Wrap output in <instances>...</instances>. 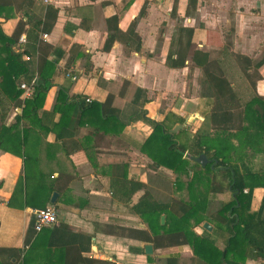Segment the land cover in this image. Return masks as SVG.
<instances>
[{"label":"crops","instance_id":"0c3cea01","mask_svg":"<svg viewBox=\"0 0 264 264\" xmlns=\"http://www.w3.org/2000/svg\"><path fill=\"white\" fill-rule=\"evenodd\" d=\"M5 2L13 15L0 18L6 37L27 18L54 21L31 54L33 78L39 68L52 84L37 111L22 117L29 98H0V264H214L208 254L197 257L187 244L166 239L152 214L141 215L146 196L156 203L188 199L186 190L173 189L171 171L140 152L152 132L142 117L183 144L214 104L233 102L235 109L217 112L235 119L236 102L264 97V0ZM27 30L26 24L13 52L26 45ZM108 98L104 112L79 113L82 100L91 106ZM232 149L252 172L264 165V153L238 150L235 141ZM209 181L203 194L211 204L229 195L224 180L223 190L212 186L214 175ZM250 194L249 211L264 214V189ZM47 207L58 226L34 233L31 213ZM216 210L211 205L200 216L212 218ZM212 222L191 230L221 252L228 234ZM247 254L242 264H264Z\"/></svg>","mask_w":264,"mask_h":264},{"label":"trees","instance_id":"16d2710c","mask_svg":"<svg viewBox=\"0 0 264 264\" xmlns=\"http://www.w3.org/2000/svg\"><path fill=\"white\" fill-rule=\"evenodd\" d=\"M5 1L0 0L2 20L13 16ZM187 1L188 4L193 2V0ZM53 21L54 19L50 22L38 19L31 21L27 18L24 24L28 25V30L25 31L26 45L19 52H13L12 47L23 33L24 25L22 28L18 27L10 37L4 36L0 30V98L16 100L21 94L18 89L19 82L29 84L34 77L31 54L35 52L36 45L39 43L38 35L48 33ZM183 36L185 48H188L190 32L185 30ZM23 55H26L29 60L23 61ZM36 75L31 96L24 102L22 117L37 111L46 92L52 86L48 76L41 74L39 68L36 69ZM217 80L214 79V81ZM217 87L218 85L214 86L216 90ZM218 91L221 93V87L220 89L218 87ZM57 100L63 102L64 98H57ZM84 101L79 102L77 106L80 114L89 112L93 108L104 112L103 107L109 103V98L104 104L91 106L87 104L89 100ZM236 103V107H240V112L235 119L226 118L225 114L217 112L220 111V106L231 109L235 106L233 102L232 104L229 102L214 104L212 113L203 119L194 135L183 144L176 143L173 135L167 132L163 124L142 117V121L151 126L152 132L141 145L140 152L146 155L156 167L171 171L175 175L172 182L173 189L186 190L188 199L187 202L172 200L170 203H156L146 196L138 203V208L144 206L146 210L141 215L152 214L157 230L165 235L166 239H174L178 244H187L193 255L197 257L201 258L208 254L212 259L210 262L215 260L214 264H242L248 257V252L255 259H264V214L261 209L257 213L249 211L251 190L264 189V165L252 172L242 164L244 156L241 152L234 154L232 149V142L235 141L238 150L247 145L251 155L264 153V97L252 96L247 101ZM55 110H57L56 107H54ZM201 156L206 161L203 166L196 162V159ZM236 162L241 165L238 166ZM210 175L224 180V189L229 193L226 198L215 204L217 210L212 218L200 216L211 207L206 194H203L210 188ZM197 186L201 189L197 190ZM244 189L248 191L243 193ZM263 207L264 197L262 209ZM178 211L181 213L176 215ZM160 215H164L162 225H159L158 221ZM146 220H148L147 216ZM211 220L228 234L225 247L221 252L213 247L209 238L198 237L191 230L192 226H197L202 221L213 223Z\"/></svg>","mask_w":264,"mask_h":264},{"label":"built area","instance_id":"2783aa9c","mask_svg":"<svg viewBox=\"0 0 264 264\" xmlns=\"http://www.w3.org/2000/svg\"><path fill=\"white\" fill-rule=\"evenodd\" d=\"M24 60H28V58L24 57ZM70 80L73 81L74 77H70ZM34 81L35 78H32L29 84H19L18 88L21 91V99H27L31 96ZM85 101L88 102L87 99ZM31 214L33 218L32 230L34 233H38L42 229H51L58 226L57 213L52 207L36 209Z\"/></svg>","mask_w":264,"mask_h":264},{"label":"water","instance_id":"95a60500","mask_svg":"<svg viewBox=\"0 0 264 264\" xmlns=\"http://www.w3.org/2000/svg\"><path fill=\"white\" fill-rule=\"evenodd\" d=\"M196 162L197 163H199V164H201L202 166L205 164V160H204V158L201 156V157H199L198 159H196ZM55 194H53L52 196H51V200H50V202H52L53 201V199H54V196ZM162 221H163V218L161 217L160 218V222L162 223ZM202 228L203 229H205V230H210V227L207 225V224H203L202 225ZM144 252L146 253V254H150L151 253V248H150V246H144Z\"/></svg>","mask_w":264,"mask_h":264},{"label":"rangeland","instance_id":"374dc122","mask_svg":"<svg viewBox=\"0 0 264 264\" xmlns=\"http://www.w3.org/2000/svg\"><path fill=\"white\" fill-rule=\"evenodd\" d=\"M213 178V177H212ZM214 178H216V182H215V184H213L212 186L214 187V189H217V190H223V183H222V180H219V179H217V177H215L214 176ZM221 179V178H220ZM218 183H220L221 184V186H220V188H219V184ZM198 189H201L199 186H197V190ZM218 203V202H217ZM216 203V204H217ZM211 205H213L214 207H216V205L215 204H211Z\"/></svg>","mask_w":264,"mask_h":264}]
</instances>
